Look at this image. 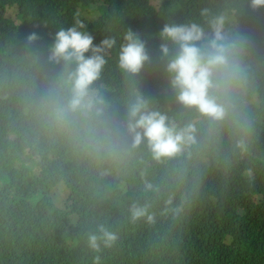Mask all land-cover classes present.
Masks as SVG:
<instances>
[{"label":"trees","instance_id":"trees-1","mask_svg":"<svg viewBox=\"0 0 264 264\" xmlns=\"http://www.w3.org/2000/svg\"><path fill=\"white\" fill-rule=\"evenodd\" d=\"M152 1L0 0V264H264V7ZM230 8L222 33L236 70L217 76L212 95L225 116L212 120L177 102L165 68L178 48L160 33L197 23L207 48L214 13ZM77 22L94 45L109 36L117 43L91 85V106L73 110L76 65L49 56L55 33ZM127 29L150 56L135 76L118 63ZM137 96L170 125H193L192 141L159 160L146 140L134 147L127 110ZM30 133L34 150L14 155L20 142L8 135ZM133 204L147 206L152 221L133 220ZM100 226L117 240L96 251L87 237Z\"/></svg>","mask_w":264,"mask_h":264},{"label":"clouds","instance_id":"clouds-1","mask_svg":"<svg viewBox=\"0 0 264 264\" xmlns=\"http://www.w3.org/2000/svg\"><path fill=\"white\" fill-rule=\"evenodd\" d=\"M250 7L253 10L264 7V0H251ZM233 10L234 8L222 11L218 9L214 13L213 20L210 22L213 35L208 39L207 48L200 46L206 34L197 23L165 24L160 33L163 40L170 41L178 48L165 68L169 75L170 86L176 91L177 102L187 108H195L212 120H221L225 116L224 107L212 95L213 90L218 87L217 76L223 75L230 68L233 71L236 70L232 64L235 46L226 42L222 33L223 23L226 19L231 20ZM201 14L206 15L207 9L202 10ZM84 27L82 23L77 22L72 27L58 30L50 48L49 60L76 65L75 70L69 74V79L72 81V95L68 106L73 110L91 106V85L99 78L107 62L105 56L108 50L117 43L115 37L109 36L100 44L94 45V37L81 30ZM36 39L38 37L35 33L27 37L29 42ZM160 52L163 57L170 55L167 43L160 45ZM86 53L90 55L86 56ZM118 63L121 70L131 76L141 73L145 64L150 63L145 42L131 29H127L123 34ZM62 109L64 110L65 107ZM127 121V132L132 138L133 146H138L146 140L153 157L158 160L174 156L193 139L191 135L194 131L193 125L189 124L179 129L170 125L167 116L158 111L149 110L146 100L141 96H137L136 100L129 105ZM58 128L62 131L66 129V127ZM43 130L44 128L41 131ZM8 136L20 142L12 150L14 155L22 151L34 150L32 144L35 134L33 136L30 133L23 137ZM0 140L5 145V133L2 131ZM238 146L243 148V143L241 142ZM145 187L150 189L151 185L146 184ZM130 213L133 220L146 218L151 222L153 219L148 213L147 206L133 204L130 207ZM98 232L99 235L90 233L87 237V243L93 250L99 251L100 241H103L105 247H111L117 240L116 234L103 226L98 228Z\"/></svg>","mask_w":264,"mask_h":264},{"label":"rangeland","instance_id":"rangeland-1","mask_svg":"<svg viewBox=\"0 0 264 264\" xmlns=\"http://www.w3.org/2000/svg\"><path fill=\"white\" fill-rule=\"evenodd\" d=\"M160 2V0H153L152 1V3H159ZM90 14H93V11L92 10H90ZM55 192H59L62 196L64 195V193H65V188H64V186H59V187H57L56 189H55ZM58 203L59 204H62L61 203V199L58 201Z\"/></svg>","mask_w":264,"mask_h":264}]
</instances>
